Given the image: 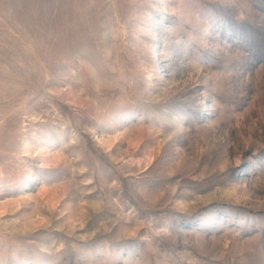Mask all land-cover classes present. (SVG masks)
<instances>
[{"label":"rangeland","instance_id":"1","mask_svg":"<svg viewBox=\"0 0 264 264\" xmlns=\"http://www.w3.org/2000/svg\"><path fill=\"white\" fill-rule=\"evenodd\" d=\"M0 264H264V0H0Z\"/></svg>","mask_w":264,"mask_h":264}]
</instances>
